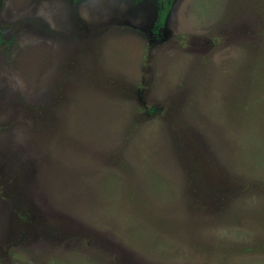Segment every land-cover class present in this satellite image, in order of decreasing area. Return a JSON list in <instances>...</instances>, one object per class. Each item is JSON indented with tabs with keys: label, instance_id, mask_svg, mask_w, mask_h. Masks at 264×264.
Returning <instances> with one entry per match:
<instances>
[{
	"label": "rangeland",
	"instance_id": "1",
	"mask_svg": "<svg viewBox=\"0 0 264 264\" xmlns=\"http://www.w3.org/2000/svg\"><path fill=\"white\" fill-rule=\"evenodd\" d=\"M0 0V264H264V0Z\"/></svg>",
	"mask_w": 264,
	"mask_h": 264
},
{
	"label": "trees",
	"instance_id": "2",
	"mask_svg": "<svg viewBox=\"0 0 264 264\" xmlns=\"http://www.w3.org/2000/svg\"><path fill=\"white\" fill-rule=\"evenodd\" d=\"M158 4V10L156 14V20L154 23V28H158L162 24L163 18L166 14L169 0H156Z\"/></svg>",
	"mask_w": 264,
	"mask_h": 264
},
{
	"label": "flooded vegetation",
	"instance_id": "3",
	"mask_svg": "<svg viewBox=\"0 0 264 264\" xmlns=\"http://www.w3.org/2000/svg\"><path fill=\"white\" fill-rule=\"evenodd\" d=\"M165 15H166V14H165ZM164 17H165V16H164ZM163 20H164V18H163ZM154 22H155V21H154ZM153 24H154V23H153ZM162 24H163V21H162ZM162 24H161V25H162Z\"/></svg>",
	"mask_w": 264,
	"mask_h": 264
}]
</instances>
